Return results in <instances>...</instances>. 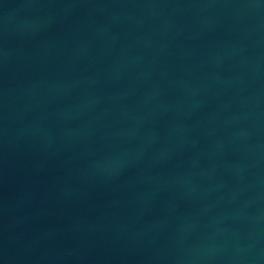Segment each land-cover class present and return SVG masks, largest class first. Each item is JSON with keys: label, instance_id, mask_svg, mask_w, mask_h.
<instances>
[{"label": "water", "instance_id": "1", "mask_svg": "<svg viewBox=\"0 0 264 264\" xmlns=\"http://www.w3.org/2000/svg\"><path fill=\"white\" fill-rule=\"evenodd\" d=\"M0 264H264V0H0Z\"/></svg>", "mask_w": 264, "mask_h": 264}]
</instances>
